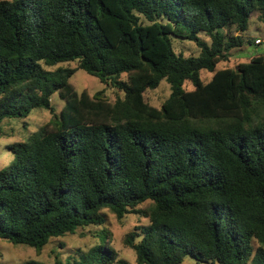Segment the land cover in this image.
Here are the masks:
<instances>
[{"label":"trees","instance_id":"16d2710c","mask_svg":"<svg viewBox=\"0 0 264 264\" xmlns=\"http://www.w3.org/2000/svg\"><path fill=\"white\" fill-rule=\"evenodd\" d=\"M260 25L264 0H0V133L51 112L7 146L0 238L40 253L95 226L99 243L74 264H114L109 209L148 217L138 264H264V55L228 65ZM77 69L116 100L79 92ZM163 83L157 106L147 94Z\"/></svg>","mask_w":264,"mask_h":264},{"label":"rangeland","instance_id":"374dc122","mask_svg":"<svg viewBox=\"0 0 264 264\" xmlns=\"http://www.w3.org/2000/svg\"><path fill=\"white\" fill-rule=\"evenodd\" d=\"M256 15L257 13H253V16ZM263 28L264 26L262 25L256 29L253 27L245 35V38H251L254 43L246 42L242 47L233 49L228 65L235 67L237 60L239 62H247L254 56L264 55ZM233 33L239 34L240 32L233 31ZM258 39L261 40L260 43L257 42ZM174 46L178 52H183L185 55H198L200 53V48L193 41L175 40ZM67 65L71 68L78 67L77 62ZM223 65L224 63L222 62L217 65V68L220 69ZM71 82L79 92L87 90L90 94H94L96 91L104 89L112 101L116 100L120 93L111 85L101 83L97 77L88 74L83 69H77L71 78ZM169 92V85L163 83L159 89L150 91L147 95L154 105L160 106ZM52 103L57 112H60L64 106V101L57 95H54ZM50 117L51 112L49 110L37 109L32 111L25 119H12L3 123V131L0 133V168L4 167L12 159V154L7 146L15 141L25 140L30 133L40 128ZM149 204L150 202L148 201L142 204L141 208L144 209ZM103 213L106 217L103 227L112 233L110 247L117 253V259L114 264H119L117 261L120 259L127 260L130 264H138L137 253L131 242L136 244L142 238L143 228L149 225L148 217L142 213H130L121 220L109 209H104ZM98 230L99 227L88 226L78 229L74 234L53 238L40 253L28 245L12 244L0 238V264H74L82 254L88 252L91 247L99 243ZM131 233L134 234L133 237L129 236ZM196 263L191 258H185L182 264Z\"/></svg>","mask_w":264,"mask_h":264},{"label":"built area","instance_id":"2783aa9c","mask_svg":"<svg viewBox=\"0 0 264 264\" xmlns=\"http://www.w3.org/2000/svg\"><path fill=\"white\" fill-rule=\"evenodd\" d=\"M260 41H261V40H259V39L257 40V42H260Z\"/></svg>","mask_w":264,"mask_h":264}]
</instances>
